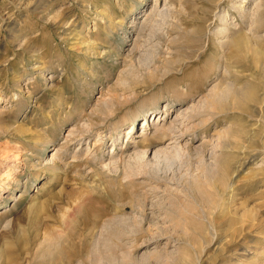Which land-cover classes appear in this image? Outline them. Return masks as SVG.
Wrapping results in <instances>:
<instances>
[{
    "label": "rangeland",
    "instance_id": "rangeland-1",
    "mask_svg": "<svg viewBox=\"0 0 264 264\" xmlns=\"http://www.w3.org/2000/svg\"><path fill=\"white\" fill-rule=\"evenodd\" d=\"M171 2L0 0V264H264V0Z\"/></svg>",
    "mask_w": 264,
    "mask_h": 264
},
{
    "label": "bare ground",
    "instance_id": "bare-ground-1",
    "mask_svg": "<svg viewBox=\"0 0 264 264\" xmlns=\"http://www.w3.org/2000/svg\"><path fill=\"white\" fill-rule=\"evenodd\" d=\"M168 3H169V5H173L172 4V2H171V0H168ZM167 4V3H166ZM165 4V5H166ZM261 4V3H260ZM156 5V4H155ZM262 5V4H261ZM261 5H258L257 6V12L256 13H254V17H252L251 16V12H249V11H245V10H242V7H239V8H237L238 9V12L240 13V16L242 17V19H243V21H245V22H248L250 19H248L247 17H248V15H250L251 17L250 18H253V29H255L256 30V28H257V26H258V24H259V21H261V17H260V12H261V8H262V6ZM165 7V6H164ZM236 8V7H235ZM155 11L156 12H160V10H159V8H156L155 9ZM162 12H164V14L165 15H167L168 14V11H167V9H164L163 8V11ZM167 12V13H166ZM151 15V14H150ZM222 20H223V23H224V27L221 29V30H218L217 32L219 33H221V35H222V38H220L219 39V42L218 43H220L221 44V46L222 47H226V46H230V47H232V50H235V51H237V52H243V51H247V49H249V48H251V39L253 40V39H255L256 40V42L258 41V40H260L261 38H262V35L260 36V35H258V29L256 30V31H252V36L251 35H249V34H244V36H242V35H240V33H239V29L240 28H238L237 26H234V25H228V21H227V17H226V14H222L221 15V17H220ZM146 19V18H145ZM248 19V20H247ZM147 21V20H146ZM250 21H252V19L250 20ZM244 22V23H245ZM146 23V22H145ZM243 23V24H244ZM247 24V23H246ZM144 25V24H143ZM256 26V27H255ZM219 33V34H220ZM218 35V34H217ZM264 38V37H263ZM257 43H260V41L259 42H257ZM256 47H254V49H255ZM251 50V49H250ZM249 50V51H250ZM258 50V49H257ZM258 51H260V50H258ZM241 54V53H240ZM242 55V54H241ZM228 85H230L229 83H227ZM228 87V86H227ZM230 87V86H229ZM223 88V87H222ZM214 89V88H213ZM231 91V90H230ZM212 92V91H211ZM215 91L213 90V94H212V97H214V93ZM222 92V91H221ZM227 92H229V91H226L225 90V92L223 91V93L222 94H220L219 95V97H220V99H221V95L222 96H224V94L225 93H227ZM228 94V93H227ZM215 96H218L217 94L215 95ZM227 97V96H226ZM225 97V98H226ZM215 98V97H214ZM224 98V97H223ZM222 98V99H223ZM219 99V98H218ZM219 99V100H220ZM161 118V116H159V118L158 119H160ZM144 119H147V115L145 116V118ZM155 119V118H154ZM177 120H174L172 123H171V126L172 125H174L173 123H175ZM156 126L154 127L155 128V132H156V130H158V128H159V126H158V124H155ZM170 126V127H171ZM130 132H132V130H130L129 131V133ZM154 132V133H155ZM148 134V133H147ZM148 136V135H147ZM146 135H143L142 137L143 138H146L147 137ZM165 138V137H164ZM163 139V138H162ZM142 141L141 140H139V141H136V145H139L140 143H141ZM157 154V153H156ZM113 159H114V157H112ZM103 162V161H102ZM106 227V226H105Z\"/></svg>",
    "mask_w": 264,
    "mask_h": 264
}]
</instances>
